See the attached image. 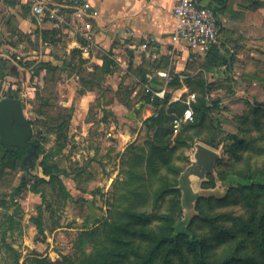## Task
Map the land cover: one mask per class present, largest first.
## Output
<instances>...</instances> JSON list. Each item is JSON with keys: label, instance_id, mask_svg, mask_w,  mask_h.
Wrapping results in <instances>:
<instances>
[{"label": "rangeland", "instance_id": "1", "mask_svg": "<svg viewBox=\"0 0 264 264\" xmlns=\"http://www.w3.org/2000/svg\"><path fill=\"white\" fill-rule=\"evenodd\" d=\"M248 23L249 29L234 31L228 45L220 46L232 57L230 69L214 70L209 98H219L220 107L212 108L204 126L190 129L182 141L173 133L170 144H164V157H153L156 164L150 163L147 144L153 133L144 125L156 107L144 101L150 92L146 87L120 66L101 75L88 70L78 55L70 58L66 48L41 47L28 38L23 54L15 52L7 62L10 77L0 81V97L13 94L21 100L32 139L41 141L30 172L48 178L43 165L55 162L69 195L57 182L23 185L20 165H0V264H37L36 254L55 264H141L153 245L149 235L167 233L168 223L183 216L177 212L178 194L169 190L159 196V191L177 183L196 141L221 153L215 178L217 171H264V9H255ZM19 38L10 40L14 49ZM194 76L212 81L205 67ZM164 110L176 116L167 105ZM58 112L69 115L66 140L37 135L60 121ZM227 133L242 142L223 139L210 145ZM2 148L0 144V155ZM203 185L194 181L197 189ZM206 188H211L212 200L197 201L204 218L195 219L190 229L206 237L208 257L219 261L237 248L240 260L227 264H264L256 236L249 232L264 203L263 189L229 194L219 181ZM163 253L159 250L150 264H163ZM171 258L167 264H195L185 245Z\"/></svg>", "mask_w": 264, "mask_h": 264}, {"label": "crops", "instance_id": "2", "mask_svg": "<svg viewBox=\"0 0 264 264\" xmlns=\"http://www.w3.org/2000/svg\"><path fill=\"white\" fill-rule=\"evenodd\" d=\"M42 1L49 4H62L70 3L72 0ZM86 1L98 11V16L88 18L86 22L89 26L81 25L75 32L35 17L31 12L33 0H0V58L8 62L15 52L21 51L19 55H22V47H25V42L30 38L39 42L41 47L56 49L64 47L70 51V58L73 57L71 51L78 49L80 57L85 60L86 66H84L88 70L96 69L100 72L99 67L103 58L108 56L114 64L110 66L111 71L105 75H111L120 66L124 73H128L130 78L137 80L150 92L164 89L170 94H176L171 96L173 98L171 101L179 99L183 94H186L187 99L188 94L193 93L182 79L194 76L196 72L203 70V67L206 68L210 49L204 53H196L184 42L172 44L171 35L175 26L173 9L178 0ZM197 1L210 9L215 5L212 0ZM222 9L223 11L219 14L220 23L222 22V29L219 26V37H222V40L219 38V42L214 46L219 48L221 54L226 55L223 49L220 50V46L228 45L234 31L243 33L250 28V25L247 28L245 24H249L248 20L255 9H264V0H227ZM222 34L224 37L221 36ZM145 37L151 39L149 46L156 47L158 53L156 58L146 59L141 56L140 46ZM17 38H19V45H16L17 49H14V42L11 41ZM4 39H6L5 43H2ZM20 39L24 41L20 42ZM1 46H4L5 51H1ZM198 62H201V67L196 66V68L194 65ZM223 66L219 65L209 71L212 79L217 77V71L215 73L214 70L216 68L224 70L226 66L224 68ZM157 71L168 72V80L164 77L152 76ZM174 75L182 80L183 84L179 88L169 86ZM8 77L10 74L7 73L4 78Z\"/></svg>", "mask_w": 264, "mask_h": 264}, {"label": "trees", "instance_id": "3", "mask_svg": "<svg viewBox=\"0 0 264 264\" xmlns=\"http://www.w3.org/2000/svg\"><path fill=\"white\" fill-rule=\"evenodd\" d=\"M215 5L213 6L212 10L219 18V14L223 11L222 7H224L227 3V0H212ZM220 21V20H219ZM219 23V22H218ZM43 33H47L46 31H43ZM46 39V38H45ZM73 55H78L80 62L83 63L85 60L80 57V51L78 49H73L71 51ZM210 56L208 58V62L206 65V69L208 71H212L215 67L219 65L226 66L227 69L231 68L232 64V57L225 56L219 52V48L216 46H213L210 48ZM43 61L42 64H46ZM114 63L111 59H109L108 56H105L103 58V62L101 64L100 68V74L105 75L111 71V67ZM9 65L7 64V60L4 58H0V81L7 75L6 68ZM44 67V66H43ZM41 67V68H43ZM143 73V72H142ZM183 80V83L189 87L190 92L194 93V100H191L189 103V106L192 110V119L188 120L186 122L181 123V125L178 128V131L176 134L178 135L176 141H182L185 139L186 135L188 134L190 129H196L199 131L201 127L204 126L206 120L208 118V113L212 110L214 107H220L219 98H216L214 100H210V90L216 81H214L212 78V81H209L206 78L202 77H186ZM182 80L179 78V76L174 75L170 82L169 86L172 88H179L183 83ZM201 90L202 95H199V97H196V93L198 94ZM150 95L151 93H147L144 97L145 102L150 101ZM8 97H17L13 94H8ZM186 96V94L182 95V100ZM171 101V94L168 92H165L164 97H155L153 101H150L154 104L156 107L155 114L151 115L144 121V125L147 127V129L152 130V136L148 138L147 144L150 146V163L156 164L154 161V158L159 159L160 155L162 154L163 157L165 155L164 147H166L164 144H167V146L170 144V136L174 133L173 132V123L172 120L175 117L169 116L168 112L164 110V107L167 105V108H169L170 111H176V116H182L184 110L188 107V105L183 101ZM42 104H46V99H43ZM125 106H127V102H123ZM65 109V108H64ZM63 109V110H64ZM62 110V109H61ZM37 113L39 112V109H36ZM60 112V111H59ZM58 112V118L59 122L57 124H53L48 129L45 130V132H41L37 130L36 134L41 136V134L46 137L47 139L53 138L54 141H57L58 139H62L63 141L66 140L67 136L64 132L66 127L68 126V120L69 115H65ZM212 123V122H211ZM223 139L226 140H232L233 142H242L239 138H237L234 134L227 133L222 136L221 140L218 141L212 140L209 143L216 144L219 141H222ZM37 142L36 145V152L35 155L31 157V160H28L27 163H23L22 160L25 157L27 151L26 148L16 146L11 151L3 152L0 155V165H4L8 163L9 166L12 168H15L16 165H20L23 168V178L21 183L24 185L28 181L31 182V186L35 188L36 185L42 182H49V183H59L60 187L64 191V194L68 196L69 194L65 191V186L59 179V172L58 166L55 162H52L50 165H43V173L48 176L46 178L44 175L39 176L36 174H33L30 172V169H34L36 165V156L41 153V141L35 140ZM46 157V156H45ZM44 157V158H45ZM153 169L155 166H152ZM31 169V170H32ZM151 169V170H153ZM150 170V168H149ZM184 170V169H183ZM182 170V171H183ZM154 172L156 169L153 170ZM178 171V170H176ZM180 171V170H179ZM180 171L179 174L182 172ZM217 178H215L213 175H209L208 182H203V187H212L215 185L216 181H219L222 186L225 187L226 191L230 193H243L252 191L255 188H261L264 191V171H251V170H245V171H231L227 173H223L220 171H217ZM179 177V176H178ZM178 184L175 183L176 186ZM168 186L166 188L163 187L161 191H159V196L162 194H165V192L172 190L178 194L176 198V206H177V212L182 215V209L180 204V192L175 186ZM203 200L211 201L212 197H206L202 198ZM201 200V199H200ZM258 205L254 207L255 211L257 210ZM196 209L198 211V215L193 218L190 224L185 225L183 222L180 221L178 225H176V221L181 220L183 216H178L175 219H172L168 225L166 230L168 229L167 233H164L163 235L155 236L153 234H150V239L153 241V245L142 256V262L141 264H150L152 258L156 254H158L159 250L164 249L163 258L164 262L163 264L168 263V259H172L176 253L180 252L181 246L185 245L188 250L192 253L195 264H227L229 261L233 262L235 259L240 260V257H238V251L233 250L231 252V256H229L227 259L222 258L219 261L211 260L208 255L206 254V247H207V240L206 237L202 234H199L195 232L194 230H191L190 227L195 219L204 218L203 215L200 213L198 209V203L196 204ZM254 215V212H252ZM258 215V216H257ZM256 221L251 226V229L249 230L250 233L254 234L256 236L257 241V248L262 256H264V203H261L259 211L257 213ZM232 233V235L235 237V232H230L229 235ZM240 242V241H238ZM36 262L37 264H55L53 261L48 260L46 256H42L40 254H36Z\"/></svg>", "mask_w": 264, "mask_h": 264}, {"label": "built area", "instance_id": "4", "mask_svg": "<svg viewBox=\"0 0 264 264\" xmlns=\"http://www.w3.org/2000/svg\"><path fill=\"white\" fill-rule=\"evenodd\" d=\"M32 14L41 20L67 29L78 31L81 25L89 26L87 19L98 16V11L93 9L86 0H72L70 3L49 4L42 0H33ZM175 26L171 35L172 44L184 42L196 53H204L219 42V18L214 11L202 6L197 0H178L173 9ZM86 22V23H85ZM151 39L144 38L141 43L142 57L156 58L158 53L155 46H149ZM195 59V56L193 57ZM164 77L168 80L166 71H157L152 76ZM150 77V76H149ZM165 90H152L150 101L155 97H164ZM194 93H190L185 100L188 107L182 116H175L172 120L173 132L178 131L181 123L192 119V110L189 106L194 100Z\"/></svg>", "mask_w": 264, "mask_h": 264}, {"label": "water", "instance_id": "5", "mask_svg": "<svg viewBox=\"0 0 264 264\" xmlns=\"http://www.w3.org/2000/svg\"><path fill=\"white\" fill-rule=\"evenodd\" d=\"M0 144L3 152L11 151L14 147L26 148L24 160H31L35 155L37 142L32 139V128L26 118L23 105L17 97L0 98ZM193 158L184 170L179 174L176 188L180 191V204L183 212L178 225L191 223L198 215L197 201L201 198L211 197V188H195L194 181L199 183L206 181L209 175H215L217 162L221 159V153L216 149L200 141L193 145Z\"/></svg>", "mask_w": 264, "mask_h": 264}]
</instances>
